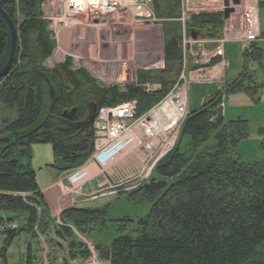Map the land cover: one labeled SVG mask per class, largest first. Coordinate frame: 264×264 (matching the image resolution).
Here are the masks:
<instances>
[{
    "label": "trees",
    "instance_id": "16d2710c",
    "mask_svg": "<svg viewBox=\"0 0 264 264\" xmlns=\"http://www.w3.org/2000/svg\"><path fill=\"white\" fill-rule=\"evenodd\" d=\"M45 1L0 0L19 34L11 71L0 82V107L8 113L0 125V213L7 214L0 216V236L7 248L20 235L36 239L52 226L54 237L66 246L64 264H70L67 261L91 257L76 234L86 237L92 228L105 227L107 206L66 207L56 224L34 172L25 163L30 158L28 147L49 144L53 162L47 168L58 174L69 172L83 165L93 151L88 118L94 108L134 101L140 116L168 94L182 69L180 0H152L162 28L164 65L136 72L135 85L125 86L99 85L83 69L72 70L70 58L51 71L35 63L32 55L41 64L55 49L42 15ZM190 24L195 30L211 26L207 37L219 38L223 19L221 14H201ZM5 41L0 24V60ZM241 55L245 64L240 75L187 114L174 147L154 167V181L128 192L129 200L149 202L150 209L135 223L121 220L122 234L108 246H93L101 262L264 264V163L246 165L237 152L248 138L247 121H215L224 96L257 99L262 89L256 71L247 69L250 64L263 68L261 48L251 45ZM148 83L159 89L145 92ZM84 99L89 102L82 104ZM73 108L71 118L64 119L62 113ZM23 264H34L29 247Z\"/></svg>",
    "mask_w": 264,
    "mask_h": 264
},
{
    "label": "rangeland",
    "instance_id": "374dc122",
    "mask_svg": "<svg viewBox=\"0 0 264 264\" xmlns=\"http://www.w3.org/2000/svg\"><path fill=\"white\" fill-rule=\"evenodd\" d=\"M193 1L197 3V0ZM59 2L60 0H46L41 5L42 15L46 20L47 27V20L58 11ZM218 5L219 4H216L214 7L209 9L212 11L216 10ZM93 14H95L94 9L89 11L84 10L82 12L78 11V14L75 15L72 21H69V26L60 29L58 37L55 40L57 41L55 42V49L51 56L40 64L39 57L34 54L32 55V58L35 63L38 64L40 68L44 69V71H51L58 64L62 63L65 58H70L72 70L83 69L90 77H92L99 85L102 86L135 85L136 80L134 76H136V72L141 71L143 68L147 69L149 67H159V63L162 60V48L161 42H159L158 34V30L159 32L161 31L162 34V28L160 24L158 27H156L157 25H153V28H146L138 25L136 22L129 21L130 19H128L125 14H117V16L106 17L104 19L106 24L101 25V23H98V28H95V25L92 23L89 24L85 21V19H87L86 16ZM262 21L264 22L263 17ZM20 22L21 19L16 18V23ZM189 26L192 27L191 24ZM128 27H131L132 30L135 31L137 35H139L138 40L136 39L139 45L136 47V52L134 53V47L128 42ZM190 27H188V29H191V32H196ZM211 29V26H204L201 27V29H199L197 32L199 36L202 35L203 37L207 38V35L210 33ZM61 32L65 33V36H63L62 39L60 37ZM68 32L69 35L67 34ZM88 38L91 39L87 41ZM118 42H120V44H118ZM30 47L34 49V44L32 43ZM232 47L233 46L228 45L229 50ZM18 54L20 53L18 52ZM28 54H30V52ZM154 85L155 84L148 83L147 87L148 89L152 90ZM158 89L159 87L156 90ZM82 102V104H87L89 101L84 99ZM258 111L262 112V110ZM7 114V111L0 107V125L3 121L2 119L5 118ZM256 114L257 111L252 110L240 112V116L242 118L246 116V119L244 120L248 123V138L246 140L248 142H241L242 144L240 145L237 152L241 156L242 161L249 166L256 162L264 163V141L263 139H258V141H255V137L259 136L258 131L264 126V124H262L264 121L258 119L257 117H253L256 116ZM234 118L235 117H233V119ZM178 135L179 132H176L170 142V148L172 145L174 147ZM260 149L262 150L260 151ZM28 150V153H30V158L28 161H25V163L28 164L29 169L35 174L36 184L41 190L40 192L47 204L51 219L55 220V223L58 224V215L67 204H70V202L63 194H59L60 197H63L59 199V196H56L57 193L55 192V189H61V191L64 192V188L61 186V183L62 185H66L65 183L71 177L65 180H54L55 174L53 170L47 168V165L52 164L53 162L49 144L31 145L28 147ZM181 150H183V146L181 147ZM167 151L168 148L162 153L159 161L169 152ZM131 153L122 157L120 161L129 157ZM94 154L96 155V153L90 154V157L82 164L88 160L97 161L101 154L97 152L96 158L95 156L92 158ZM159 161H157L155 165ZM112 169L113 167L111 170ZM145 169L146 170L144 173H149L150 175L152 174L153 170L148 172L149 169L146 166ZM103 175L104 173H102V176ZM135 183L139 184L137 182H133L132 184ZM128 188L129 185H126V187L121 186L118 189H111V191L114 193L108 194L110 196H106L107 190H102L100 193L95 192L89 197H102L105 195L104 198L98 199L94 202L85 203L84 206L85 208H98L107 206V216L105 219L106 224L105 227L101 229L92 228L86 237L76 234L88 246L91 252V257L87 261L76 260L72 262L67 261V263L91 264L93 261L96 264H106L98 259L93 246H108L113 241V239L121 235L122 233L119 231L120 226L123 224L121 220L128 219L135 223L138 219L146 216L151 204L149 202L135 203L129 200V194L127 192H123L128 191ZM1 215L7 216V214L3 212L0 213V216ZM18 220L21 221V219ZM15 225L18 226V222ZM53 228L54 227L51 226V231L47 233V235L41 236L39 234L36 239H32L27 235H20L7 248L4 247V243L2 242L3 238L0 236V264H23L26 258L28 247L31 250V256L34 264H64L63 250L66 249V246L64 243L60 244L54 237L52 233Z\"/></svg>",
    "mask_w": 264,
    "mask_h": 264
},
{
    "label": "built area",
    "instance_id": "2783aa9c",
    "mask_svg": "<svg viewBox=\"0 0 264 264\" xmlns=\"http://www.w3.org/2000/svg\"><path fill=\"white\" fill-rule=\"evenodd\" d=\"M85 1L60 0L58 11L47 20V29L54 38L58 35L60 29L69 26V21H72L78 11L91 10L84 5ZM92 6L95 14L88 15L85 19L89 24L96 20L103 25L106 17L117 16V14H125L130 19L129 21L136 22L146 28H150L158 22L152 8V0H97ZM194 6L205 7L198 3ZM181 7L182 2L180 12ZM186 16L185 12L180 13L178 21L180 23L185 21ZM244 34L247 39H253L254 37V26H252L250 18L246 19ZM220 56L216 52L210 55L209 58L213 59ZM195 64L198 63L195 62ZM184 70L185 63H183L181 74L168 94L140 116H136V103L134 101L118 106L98 108L91 124L92 154L106 149L125 130L136 128L139 132L138 143L131 152L140 153V162L138 170L130 180L137 183L147 180L150 174L144 173L145 166L149 169L148 172L152 171L162 153L167 148L169 150L170 141L188 114L187 100L190 79L184 73ZM152 90L146 89V91ZM94 155L92 158H94Z\"/></svg>",
    "mask_w": 264,
    "mask_h": 264
},
{
    "label": "crops",
    "instance_id": "0c3cea01",
    "mask_svg": "<svg viewBox=\"0 0 264 264\" xmlns=\"http://www.w3.org/2000/svg\"><path fill=\"white\" fill-rule=\"evenodd\" d=\"M252 7H255L257 11L256 15H257L260 33H262L264 37V22L262 21V17L264 18V15H262L264 14V0H242L240 7L236 9V12L233 17L234 19H231L233 21H230L231 23L229 22L228 25L226 24L224 27L223 38L225 39V41L222 42L221 40H218V41H211V42H206V43H189V41L186 39H183L181 41L183 44L185 42L184 51L182 52L183 54L182 60H183V63H185L186 65V70H189V72L195 71L196 69H198L199 71H203V70H206L207 67L209 70L207 74L202 78V80H196L190 83L189 89H188V100H187L188 112L195 111L205 102L207 98L211 97L212 95H214L215 93L219 91H222L224 87L230 84L232 81H234L244 69L245 63L241 55L242 51L244 50V46L239 40V35L241 32L239 21H240L241 13L248 8L251 9ZM104 24H106V22ZM98 26L99 25L96 24L95 28H98ZM158 26L159 25H157L156 27ZM150 28H153V27H150ZM67 34L69 35V32ZM158 34H159V42H161V48H162L163 38H162L161 31L159 32L158 30ZM63 36H65V33L61 32L60 33L61 39L63 38ZM127 37L129 38L128 42L134 47L133 53L136 52V47L139 45L136 39L138 40L139 35H137L136 32L133 31L131 27H128ZM142 37H145V36H142ZM89 39L91 38H88L87 41ZM118 44H120V42H118ZM228 45H231L234 48L232 47L229 50ZM259 45L262 48V60L261 61L263 63V68L259 69L260 70L259 71L257 70L258 68H256L254 64H250L247 69L249 71H256L257 83L262 86V89L260 90V93L258 94L257 99H255V97L251 98L244 94H233V95L224 96L223 101L221 103H222V115H223L222 118L225 121H232L238 118L241 120H244L246 119V116L242 118L240 116V112L251 111V110L257 111L256 116H253V117H257L258 119H261L264 121V99H263L264 98L263 97L264 95L263 94L264 93V39L260 41ZM122 52H123V48H122ZM216 52H218L221 55V57H218L215 60H211L210 63H208L209 62L208 56ZM161 53H162L161 57L163 60L162 50H161ZM162 60L159 63V67H149L147 69L143 68L141 70H153L154 68L162 69L163 68ZM196 60L200 61V66H198V68H196L197 66H195ZM219 62H221V68H219L218 66ZM208 65H211V66H208ZM213 66H218V67L215 70L212 68ZM134 77L136 80V76ZM258 110H262V112ZM233 117L235 118L233 119ZM262 124H264V122H262ZM260 131H262L261 133H263V135L256 136L255 141H258V139L259 140L263 139L264 141V126L258 132L260 133ZM247 142L248 141H244L242 143H247ZM242 143L239 144L238 150ZM261 150L262 149H260V151ZM139 160H140V153H131L129 157L122 159V161L119 160L115 165H113L112 166L113 171L111 170V173L108 174L107 171L109 170H104V175L102 176L101 174L100 178L98 179L91 178L89 181H87L86 183H83L81 186H78V187L74 186L72 179L69 177H72L74 172L80 166L75 169L70 170L69 172L62 173V174H58L53 170L55 174L54 180H57V179L65 180L69 178V180L65 183L66 185H62L61 183V186L64 188V192L61 191V189L59 190L55 189L56 190L55 192L57 193L56 196H59L58 197L59 199L63 198V197H60L59 194H63L66 196V198L70 202V204H67L66 207H85L84 206L85 203L94 202L98 199H102L105 197L104 195L102 197L89 198L90 196H92V194H94L99 189V187L103 188V190H107L106 196H110L108 194L114 193L113 191H111V189L114 187L115 184L125 185L126 187V184L129 183V180L134 176L135 172L138 170ZM133 188L135 187H132V189Z\"/></svg>",
    "mask_w": 264,
    "mask_h": 264
},
{
    "label": "bare ground",
    "instance_id": "6f19581e",
    "mask_svg": "<svg viewBox=\"0 0 264 264\" xmlns=\"http://www.w3.org/2000/svg\"><path fill=\"white\" fill-rule=\"evenodd\" d=\"M96 1L97 0H86L84 5L86 7H89L90 9H93L92 5L95 4ZM181 2H182V7H181V12L179 10V17H180V13L183 12H185V15H187L185 21H181V23L178 21L179 17L177 19L181 27V33H182L181 41L183 39H186L189 41V43H206V42L218 41V40H221L222 42L225 41V39L223 38L224 27L226 24L228 25L230 21H233L231 19H234L233 17L236 12V9L240 7L242 0H240V3L236 6H233L231 4V0H229V7L233 8L234 12L231 13L227 19H224V10H225L223 5L224 0H201V1L197 0L198 4H202L205 6L203 8L195 7L194 4L196 3L193 0H180V6H181ZM216 4H219L216 10L212 11L211 9H209L214 7ZM256 12L257 11L255 7H252L251 9L248 8L244 10L240 15L239 22H240L241 32L239 35V40L243 44L244 49L245 48L248 49L251 45L254 44L259 45L260 41L264 39L263 34L260 33ZM213 13L221 14L223 19V25L220 32L221 35L219 36V38H208V37L205 38L202 35L201 36L198 35L197 32L199 31L198 29L196 30L194 29L196 32H191V29H188L194 17H197L201 14H213ZM247 18H250L251 24L252 26H254L253 39H247L244 34L246 29ZM158 23H160V21ZM138 135L139 132L136 128L127 129L124 132H122L116 139H114L106 149L99 150L98 153H100L101 155L99 156V159L97 161L88 160L74 172L73 176L71 177L74 186H81L83 183H86L91 178L94 179L100 178V173L103 170L110 171L113 165H115L123 156H125L134 149V147L138 143ZM96 155H94L95 158ZM91 264H96V263L92 261Z\"/></svg>",
    "mask_w": 264,
    "mask_h": 264
},
{
    "label": "water",
    "instance_id": "95a60500",
    "mask_svg": "<svg viewBox=\"0 0 264 264\" xmlns=\"http://www.w3.org/2000/svg\"><path fill=\"white\" fill-rule=\"evenodd\" d=\"M240 3V0H231V4L236 6ZM224 19H227L228 16L234 12L233 8L229 7V0H224ZM0 24L3 28L5 34V49L0 60V82L5 79L11 71L13 65V59L16 52V47L18 44L19 34L16 25L12 22L8 14L0 7ZM96 108L92 110V114L88 118V122L91 123ZM75 113V108L69 112L64 111L62 117L64 119H70L71 116ZM222 106H218L216 109L215 121L220 122L222 120ZM154 179H151L153 182Z\"/></svg>",
    "mask_w": 264,
    "mask_h": 264
}]
</instances>
